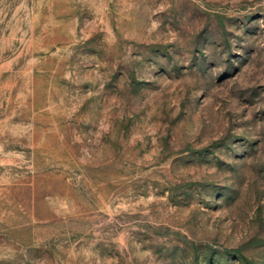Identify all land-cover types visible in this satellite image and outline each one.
<instances>
[{
	"label": "rangeland",
	"instance_id": "1",
	"mask_svg": "<svg viewBox=\"0 0 264 264\" xmlns=\"http://www.w3.org/2000/svg\"><path fill=\"white\" fill-rule=\"evenodd\" d=\"M0 264H264V0H0Z\"/></svg>",
	"mask_w": 264,
	"mask_h": 264
}]
</instances>
